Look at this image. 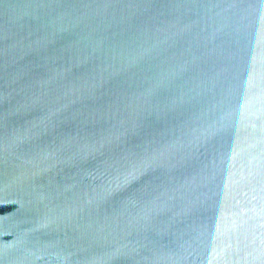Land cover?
I'll list each match as a JSON object with an SVG mask.
<instances>
[{
	"label": "water",
	"instance_id": "95a60500",
	"mask_svg": "<svg viewBox=\"0 0 264 264\" xmlns=\"http://www.w3.org/2000/svg\"><path fill=\"white\" fill-rule=\"evenodd\" d=\"M0 264H264V0H0Z\"/></svg>",
	"mask_w": 264,
	"mask_h": 264
}]
</instances>
